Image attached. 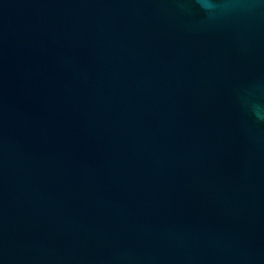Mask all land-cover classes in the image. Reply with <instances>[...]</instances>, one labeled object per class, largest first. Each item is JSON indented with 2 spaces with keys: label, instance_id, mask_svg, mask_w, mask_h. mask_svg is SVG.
Returning <instances> with one entry per match:
<instances>
[{
  "label": "water",
  "instance_id": "95a60500",
  "mask_svg": "<svg viewBox=\"0 0 264 264\" xmlns=\"http://www.w3.org/2000/svg\"><path fill=\"white\" fill-rule=\"evenodd\" d=\"M0 264H264V0H0Z\"/></svg>",
  "mask_w": 264,
  "mask_h": 264
}]
</instances>
